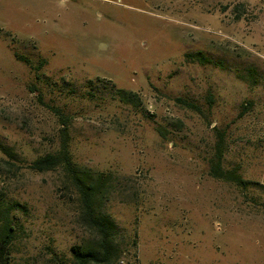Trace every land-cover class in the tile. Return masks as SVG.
Returning <instances> with one entry per match:
<instances>
[{
	"label": "rangeland",
	"instance_id": "1",
	"mask_svg": "<svg viewBox=\"0 0 264 264\" xmlns=\"http://www.w3.org/2000/svg\"><path fill=\"white\" fill-rule=\"evenodd\" d=\"M60 114L113 224L85 264H264V0H0V193L19 203L0 264L96 249L62 165L28 166ZM217 148L243 184L210 173Z\"/></svg>",
	"mask_w": 264,
	"mask_h": 264
},
{
	"label": "trees",
	"instance_id": "2",
	"mask_svg": "<svg viewBox=\"0 0 264 264\" xmlns=\"http://www.w3.org/2000/svg\"><path fill=\"white\" fill-rule=\"evenodd\" d=\"M118 95L122 99H128L131 93L129 91H123L121 88H117ZM56 111V110H55ZM67 116L60 114V121L62 126L59 128V145L54 152H45L32 159L28 166L35 169L49 168L57 165L58 163L62 165L66 179L71 183V185L76 189L80 196L82 210L80 217L85 225L94 228L98 234L99 238L96 242V249L93 247H79L71 246L72 255L75 259V264H85L88 261L102 262L108 252V236L110 229L113 224L105 217L99 216L94 213L92 207V196L95 191H98L100 185L103 183L104 176L99 174L97 183L91 184L83 179V177L77 172L76 167L70 158L68 150V132L66 130ZM220 149L217 148L214 154L213 161L210 164V173L216 177H224L236 181L239 185L243 184L245 181L239 178L235 172L230 170H222L219 165L220 160ZM19 203L16 201H4L0 193V256L7 246L12 227L8 225L9 211L11 209H18Z\"/></svg>",
	"mask_w": 264,
	"mask_h": 264
}]
</instances>
